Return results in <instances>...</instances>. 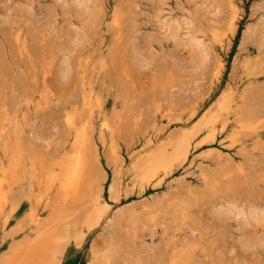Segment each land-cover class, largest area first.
<instances>
[{"label":"rangeland","instance_id":"rangeland-1","mask_svg":"<svg viewBox=\"0 0 264 264\" xmlns=\"http://www.w3.org/2000/svg\"><path fill=\"white\" fill-rule=\"evenodd\" d=\"M77 1L0 0V264H264V0Z\"/></svg>","mask_w":264,"mask_h":264},{"label":"bare ground","instance_id":"bare-ground-1","mask_svg":"<svg viewBox=\"0 0 264 264\" xmlns=\"http://www.w3.org/2000/svg\"><path fill=\"white\" fill-rule=\"evenodd\" d=\"M152 1V0H151ZM58 2H55L53 4H50V6L48 7L49 11L53 12V13H56L58 11H61L63 13H66V12H71V11H75V12H81L82 10H85L86 9V4H87V0H79L77 2H75L74 4H72L71 6H60L57 4ZM88 5V4H87ZM212 6V5H211ZM213 7V6H212ZM238 11L237 9H234L233 11V15L232 17L230 18V22L231 25H234L236 24L237 20H238ZM149 21H154L155 22V26H156V29L155 31H158L156 33V35L154 36V39L156 41H158L159 43H161L163 41V39H169V38H174L176 36V31L173 30V27L169 28L168 31H166L165 33L163 32L166 28L165 24H160V21H159V16L157 15L155 20H153L152 18H149ZM263 31H264V28H263ZM252 33V32H251ZM79 35V34H78ZM76 35L74 36L73 40L74 42H77L79 40V36ZM254 37V36H253ZM141 64H146L148 63L149 61V57L143 55V54H139L138 56ZM64 61V60H63ZM65 64V63H64ZM63 65V64H62ZM197 66V65H196ZM70 69V66L66 64L63 72L64 73H67ZM103 129H109V125L106 124V123H103ZM245 125V124H244ZM178 143V142H177ZM184 141L182 140L181 144H180V147L181 145H183L182 147L184 148L185 151H187V156L189 154H191V144L189 143H186V145L183 144ZM224 148L228 149L230 148L229 146H224ZM176 149V148H175ZM218 156L219 158H225V155H224V152L223 151H220L218 153ZM230 157L232 158V156H229V160ZM161 159H164L166 162L168 161L169 157L167 155L166 152L163 153V156L161 157ZM188 159V157H187ZM136 160H139V158H137ZM135 160V161H136ZM190 164V167H194V163H195V159H193L191 162H189ZM202 164V162H200ZM142 167V166H141ZM149 169V167L147 168ZM154 170V169H153ZM152 170V171H153ZM155 171V170H154ZM153 171V172H154ZM76 170L73 171V173H75ZM121 180V179H120ZM65 181V180H64ZM124 183V182H123ZM68 185V184H67ZM122 187V186H121ZM119 194V193H118ZM124 194V193H123ZM120 200V199H119ZM257 210V209H256ZM101 212V211H100ZM264 213V212H263ZM258 213L255 211V209H250L248 212H246V210L244 208H241V209H238L237 206H233L232 204L231 205H228L227 208L225 209H222L218 212V216L223 218V219H236V221L240 222L242 224V226H246L247 224V219L250 217H255ZM243 227V228H244ZM247 242H251V240H247ZM249 244V243H248ZM97 260V259H96Z\"/></svg>","mask_w":264,"mask_h":264}]
</instances>
